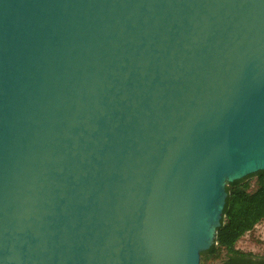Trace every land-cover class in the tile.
I'll use <instances>...</instances> for the list:
<instances>
[{
	"label": "water",
	"instance_id": "1",
	"mask_svg": "<svg viewBox=\"0 0 264 264\" xmlns=\"http://www.w3.org/2000/svg\"><path fill=\"white\" fill-rule=\"evenodd\" d=\"M264 171V0H0V264H200Z\"/></svg>",
	"mask_w": 264,
	"mask_h": 264
},
{
	"label": "trees",
	"instance_id": "2",
	"mask_svg": "<svg viewBox=\"0 0 264 264\" xmlns=\"http://www.w3.org/2000/svg\"><path fill=\"white\" fill-rule=\"evenodd\" d=\"M255 178V188L248 191L249 178ZM225 199L220 226L214 243L200 253V264H209L224 251V261L220 264H264V257L240 253L235 243L264 218V171H259L240 180L230 182L225 187Z\"/></svg>",
	"mask_w": 264,
	"mask_h": 264
},
{
	"label": "rangeland",
	"instance_id": "3",
	"mask_svg": "<svg viewBox=\"0 0 264 264\" xmlns=\"http://www.w3.org/2000/svg\"><path fill=\"white\" fill-rule=\"evenodd\" d=\"M245 182L248 184V191H253L255 178L251 177ZM235 249L240 253L251 254L256 257L264 255V218L235 243ZM225 255L226 253L223 251L216 260H212L209 264H220L224 261Z\"/></svg>",
	"mask_w": 264,
	"mask_h": 264
},
{
	"label": "flooded vegetation",
	"instance_id": "4",
	"mask_svg": "<svg viewBox=\"0 0 264 264\" xmlns=\"http://www.w3.org/2000/svg\"><path fill=\"white\" fill-rule=\"evenodd\" d=\"M260 257H264V255L260 256Z\"/></svg>",
	"mask_w": 264,
	"mask_h": 264
}]
</instances>
